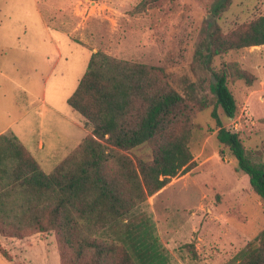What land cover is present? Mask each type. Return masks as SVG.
I'll list each match as a JSON object with an SVG mask.
<instances>
[{
  "label": "rangeland",
  "instance_id": "374dc122",
  "mask_svg": "<svg viewBox=\"0 0 264 264\" xmlns=\"http://www.w3.org/2000/svg\"><path fill=\"white\" fill-rule=\"evenodd\" d=\"M141 1L0 0V130L11 121L16 122L15 131L31 130L28 134L37 136L49 130L77 144L82 133H74L73 126L69 133H56L62 119L48 107H38V100L44 98L80 123L65 97L91 53L144 66L149 85L173 88L184 99L182 114L163 139L183 134L192 163L99 238L122 241L125 223L143 214L167 264H238L243 253L264 240V202L217 142L210 113L214 109L221 126L237 134L247 159L264 165V45L228 50L210 60L212 70H227L226 86L236 107L232 119L214 106L209 72L195 51L215 28L221 37H231L264 15V0H229L215 16L212 6L219 0ZM54 47L62 60L44 80L54 66ZM190 87L191 93L186 90ZM184 116L188 123H182ZM61 152L51 153L41 171L48 173L58 165ZM125 155L132 162H148L150 146ZM55 158L60 161L54 166L50 162ZM55 242L51 232L17 238L0 226V264H59Z\"/></svg>",
  "mask_w": 264,
  "mask_h": 264
},
{
  "label": "trees",
  "instance_id": "16d2710c",
  "mask_svg": "<svg viewBox=\"0 0 264 264\" xmlns=\"http://www.w3.org/2000/svg\"><path fill=\"white\" fill-rule=\"evenodd\" d=\"M228 2L214 3L212 15ZM224 37L215 28L195 55L209 72L214 106L232 119L236 107L226 86L227 70H212L209 63L228 50L263 46L264 15L234 36ZM148 75L144 66L91 53L66 100L90 136H84L47 174L12 132L0 134V226L17 238L53 233L59 264H167L143 214L125 223L122 241L99 238L171 178L185 174L192 163L182 133L163 139L182 114L184 99L173 88L149 85ZM238 76L244 78L242 72ZM186 90L191 93V87ZM210 117L217 142L235 159L252 193L264 202V165L245 157L237 134L221 126L214 109ZM183 119L182 123L189 122L188 116ZM142 145L150 146V160L132 162L125 154ZM238 264H264V240L243 253Z\"/></svg>",
  "mask_w": 264,
  "mask_h": 264
},
{
  "label": "crops",
  "instance_id": "0c3cea01",
  "mask_svg": "<svg viewBox=\"0 0 264 264\" xmlns=\"http://www.w3.org/2000/svg\"><path fill=\"white\" fill-rule=\"evenodd\" d=\"M46 20H42L40 21V24L42 26H44V30L46 31L47 27H46ZM53 49V48H52ZM53 51L55 52V60L53 63H51V65L53 64L54 66H51L50 70L47 72L46 76L43 77L44 80L48 79L53 72L55 71L56 67L55 64H57L60 60H62V56L60 55L59 51L54 47ZM89 57V56H88ZM64 61H66V59L64 58ZM84 72V71H83ZM82 72V74H83ZM81 74V75H82ZM80 75V77H81ZM43 78L41 79V82L43 81ZM78 82V81H77ZM76 82V85H77ZM76 87V86H75ZM74 87V89H75ZM23 91L28 92V90L21 88ZM73 89V90H74ZM73 92V91H72ZM71 92V93H72ZM68 94V96L65 97V102L67 100V98L71 95ZM38 107H43L46 108L48 107L50 112L56 116H58L59 118L62 119V129L61 131H58L56 133H69L68 131L71 130V127L73 126V131L74 133H77L76 130L79 133H82V137L84 138V136L87 135V131L82 127L81 125V121L80 123L76 122L75 120H72V118L70 116H66L63 115V113H61L60 111H58L55 108H52V104H48L45 102L44 98H40V100H38ZM69 108V107H68ZM70 109V108H69ZM80 118V117H79ZM16 124V122H8L4 128H2V130H0V134L6 131H10L12 132L15 137L17 138V140L20 142V144L23 146V148L31 155V157L35 160V162L37 163V165L39 166V168H41V164L44 161L49 160V157L51 155V153H55V154H60V150H63V154L61 152V156L62 158H60V160H62L73 148H75L83 138H81L80 142H78L76 144V140L74 142H72V139L70 137H66V136H57V135H53L51 133H55V132H51L49 130L46 131H42V132H37V133H45V134H39L37 136H33L31 134L28 133H32V131L30 130L29 132H27L25 129L22 130H14L12 128V126ZM49 133V134H48ZM60 157V156H59ZM58 159V158H57ZM60 160H51V165L54 163H58ZM57 161V162H56ZM56 164H54L55 166ZM53 166V167H54ZM53 169V168H52ZM51 169V170H52ZM41 170V169H40ZM50 170V171H51ZM49 173V172H48ZM47 174V173H46Z\"/></svg>",
  "mask_w": 264,
  "mask_h": 264
}]
</instances>
